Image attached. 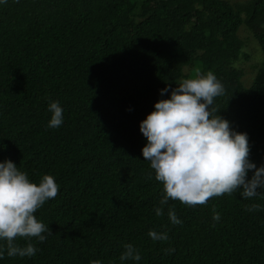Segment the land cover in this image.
<instances>
[{
    "label": "trees",
    "instance_id": "trees-1",
    "mask_svg": "<svg viewBox=\"0 0 264 264\" xmlns=\"http://www.w3.org/2000/svg\"><path fill=\"white\" fill-rule=\"evenodd\" d=\"M242 30L262 54L247 84L234 66L248 58ZM208 71L224 87L212 108L247 134L248 158L260 166L264 0L0 4V161H12L32 182L49 174L58 185L34 213L51 234L28 238L38 248L33 256L5 255L0 264H264V189L249 198L238 189L204 204L160 205L162 184L140 152L146 141L138 122L167 98L158 89ZM50 101L63 109L57 128L46 126ZM253 204L261 207L248 210ZM169 207L180 224L169 221ZM150 229L168 239L152 240ZM126 243L138 261L119 260Z\"/></svg>",
    "mask_w": 264,
    "mask_h": 264
},
{
    "label": "clouds",
    "instance_id": "clouds-1",
    "mask_svg": "<svg viewBox=\"0 0 264 264\" xmlns=\"http://www.w3.org/2000/svg\"><path fill=\"white\" fill-rule=\"evenodd\" d=\"M4 2L0 0V4ZM223 92L224 87L213 72H197L192 78L179 80L174 87L165 84L158 89V95L167 93V98L156 100L152 110L138 122V130L146 141L141 155L153 170L155 180L162 184L160 205L169 199L189 206L204 204L212 196L238 189L241 197L249 198L264 189V163L256 166L249 160L247 134L230 128V122L212 108L214 97ZM47 107L50 119L46 126L59 127L62 107L58 101H50ZM249 170L251 176L246 179ZM57 190L52 175L44 174L38 183L32 182L12 161H0V259L5 255L31 257L38 251L28 238L43 242L51 233L34 213L46 200L54 198ZM260 207L253 204L248 210ZM154 212L160 216L161 208L155 207ZM167 217L173 224L181 223L171 207ZM219 219L220 213L213 211L212 220ZM147 235L156 241L168 239L166 232L151 229ZM17 237L25 238L23 246ZM123 248L121 262L140 259L131 243ZM89 264L102 262L94 259Z\"/></svg>",
    "mask_w": 264,
    "mask_h": 264
},
{
    "label": "rangeland",
    "instance_id": "rangeland-1",
    "mask_svg": "<svg viewBox=\"0 0 264 264\" xmlns=\"http://www.w3.org/2000/svg\"><path fill=\"white\" fill-rule=\"evenodd\" d=\"M228 1L240 2L244 0H228ZM239 35L242 38H246L245 47L243 48L242 51L247 54L248 58L246 59V57L241 55L239 60L234 64V66L243 69V72L245 73L243 81L245 84H247L250 82L251 78L255 73V70L252 69L250 66L252 64L260 63L262 61V54L260 52L257 43L255 42L254 39L250 37V35L246 34V32L243 30L239 32Z\"/></svg>",
    "mask_w": 264,
    "mask_h": 264
}]
</instances>
